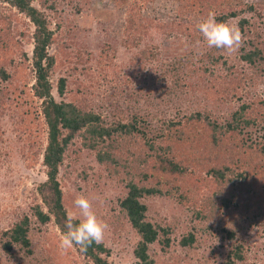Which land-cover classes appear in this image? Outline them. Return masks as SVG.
Instances as JSON below:
<instances>
[{"label": "rangeland", "instance_id": "1", "mask_svg": "<svg viewBox=\"0 0 264 264\" xmlns=\"http://www.w3.org/2000/svg\"><path fill=\"white\" fill-rule=\"evenodd\" d=\"M220 1L218 13H238L224 22L239 27L240 19L247 21L243 30L249 34L241 31L244 41L232 53L209 48L196 31L201 21L193 18L198 13L194 0H30L31 6L45 14L53 34L47 50L54 58L49 77L53 98L97 113L108 124L127 123L135 116L141 125L154 128L196 111L224 125L241 105H249L244 116L252 120L238 126L242 141L228 153L244 163L248 154L239 148L252 144L257 150L255 145L264 142V71L257 73L240 59L242 49L247 53L252 41L264 50V0ZM34 30L29 17L0 0V67L10 75L0 81V234L26 215L32 264L38 258L41 264H89L77 248H59V225L40 193L47 180L42 162L47 128L41 100L32 88ZM143 50L151 54L143 58ZM184 60L190 63L179 68ZM259 67L264 70V63ZM60 79L65 80L61 96L57 91ZM142 144L137 140L132 151H141ZM119 153L122 159L129 158L126 151ZM260 165L263 171L248 169L249 174L255 173L249 194H237V184L226 183L225 194L236 195L230 208L219 211L223 227L236 232L230 242L217 234L215 226L205 231L212 220L194 219L173 196L144 198L146 219L160 230L147 251L151 264H225L233 244L243 248L244 258L237 264H264V159ZM112 171L99 165L94 152L76 136L57 176L63 209L66 216L78 213L74 200L79 194L86 196L98 218L109 225L101 243L107 252L101 257L110 264H140L133 253L139 236L118 206L126 193V175ZM234 172H225L224 179H233ZM210 184L200 195L212 198L217 193L216 184ZM255 192L261 198L259 211H263L257 217H253L255 202L250 213L243 212L249 198L255 201ZM36 206L49 215L47 223L37 222ZM188 233L194 234L196 242L182 247L180 240ZM0 264L16 263L0 248Z\"/></svg>", "mask_w": 264, "mask_h": 264}, {"label": "trees", "instance_id": "2", "mask_svg": "<svg viewBox=\"0 0 264 264\" xmlns=\"http://www.w3.org/2000/svg\"><path fill=\"white\" fill-rule=\"evenodd\" d=\"M1 1L24 13L35 27L32 35L34 71L32 88L34 96L41 100V113L47 128L46 147L42 156L43 165L47 170V180L41 185L40 193L44 205L54 215L60 229L64 230L67 216L63 209L62 191L57 176L68 145L78 136L83 141V146L94 152L99 165L105 168L111 167L114 174L123 172L126 175L123 182L126 193L119 199L118 206L139 236L133 253L140 264H151L147 251L149 246L158 239L160 231L158 225H152L146 219L147 206L143 202L146 197L173 196L181 205H186V209L193 213L194 219L212 220L211 226L208 225L205 231L215 226L217 234L222 235L226 242L235 240L236 232L223 227L221 213H219L222 208L224 210L230 208V204L236 197L229 192L225 194L226 183L237 184L239 188L237 194H249L253 186L251 181L255 176L254 172L249 174V167L254 170L257 167L263 171L258 163L264 159V142L255 145L258 146L257 150L252 144L239 148V152L248 154L244 163L234 155L228 154L242 141L237 136L238 126L242 123L248 125L252 120L244 116V110L248 109L249 105H241L239 112H234L231 120L224 125L197 111L181 118L164 121L155 126L156 129L144 122L141 125L135 116H131L127 123L119 121L113 125L108 124L97 113L84 110L73 103L57 102L53 98L49 77L54 58L47 52L53 41V34L46 25L45 14L31 6L30 0ZM194 1L198 7V13L196 16L193 13V18H199L200 21L207 17L209 11L216 13L218 22H224L228 17L238 15L236 11L218 13L222 8L220 0ZM247 8L252 10V6ZM238 24L244 35L249 34V31L243 30L247 25L246 20L240 19ZM196 31L199 32L198 28ZM2 44L3 42L0 43V50L3 48ZM262 49L252 41L249 51L245 53L242 49L244 53L240 56V59L253 67L257 73L264 71L259 67L264 63ZM150 54L147 50L141 51L143 58ZM188 63L190 61L184 60L183 67L179 68L183 69ZM9 77L10 75L0 67V81H7ZM64 89L65 80L60 79L57 89L60 96L64 94ZM137 140L138 143L142 141L144 146L139 152L131 149ZM123 150L128 153V159H122L120 156L119 152ZM242 167L246 171L241 170ZM236 169L237 171L234 172ZM225 172H234V178L224 179ZM210 183H215L218 191L212 198L209 195L203 197L200 195L202 189L210 188ZM254 195L255 201L249 198L247 205L243 206V212L250 213L255 202L256 211H253V217H257L262 215L263 211H259L262 207L260 196L256 192ZM33 214L40 224L49 221V215L43 213L39 206L33 208ZM235 222L242 223L240 220ZM249 223L254 222L249 220ZM29 231L30 219L25 215L0 234V248L4 254L13 259V263L32 264L31 257L34 252ZM163 235L165 236L164 245L168 246L169 238L164 230ZM195 242L193 233H188L180 240L182 247H191ZM105 252L107 250L102 244H94L86 254H80L94 264H110L101 257ZM243 256L242 246L233 244L225 264H237L243 260ZM35 264H41L39 258Z\"/></svg>", "mask_w": 264, "mask_h": 264}, {"label": "clouds", "instance_id": "3", "mask_svg": "<svg viewBox=\"0 0 264 264\" xmlns=\"http://www.w3.org/2000/svg\"><path fill=\"white\" fill-rule=\"evenodd\" d=\"M197 28L209 48L232 53L237 51L244 41L238 25L218 22L214 11H209ZM74 206L78 213L67 214L64 230L57 227L60 232L58 245L62 251L78 248L80 253L86 254L94 244L100 245L103 242L109 225L98 218L92 203L83 194L77 195ZM89 264L94 262L89 259Z\"/></svg>", "mask_w": 264, "mask_h": 264}]
</instances>
